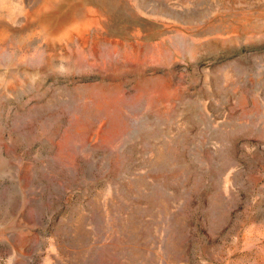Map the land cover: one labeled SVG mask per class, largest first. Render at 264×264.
<instances>
[{"label": "rangeland", "instance_id": "obj_1", "mask_svg": "<svg viewBox=\"0 0 264 264\" xmlns=\"http://www.w3.org/2000/svg\"><path fill=\"white\" fill-rule=\"evenodd\" d=\"M0 264H264V0H0Z\"/></svg>", "mask_w": 264, "mask_h": 264}]
</instances>
